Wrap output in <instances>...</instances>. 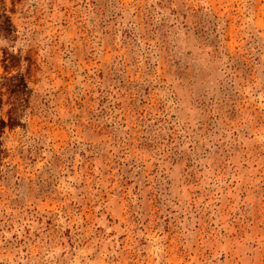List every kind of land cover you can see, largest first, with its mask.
Masks as SVG:
<instances>
[{"label":"rangeland","instance_id":"1","mask_svg":"<svg viewBox=\"0 0 264 264\" xmlns=\"http://www.w3.org/2000/svg\"><path fill=\"white\" fill-rule=\"evenodd\" d=\"M0 264H264V0H0Z\"/></svg>","mask_w":264,"mask_h":264}]
</instances>
